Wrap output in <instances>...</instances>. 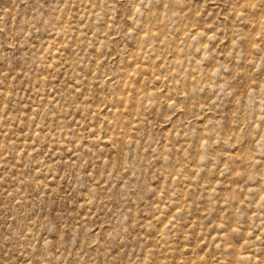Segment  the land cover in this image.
<instances>
[{"label": "rangeland", "instance_id": "1", "mask_svg": "<svg viewBox=\"0 0 264 264\" xmlns=\"http://www.w3.org/2000/svg\"><path fill=\"white\" fill-rule=\"evenodd\" d=\"M0 264H264V0H0Z\"/></svg>", "mask_w": 264, "mask_h": 264}]
</instances>
